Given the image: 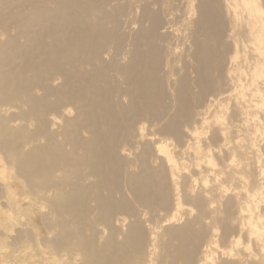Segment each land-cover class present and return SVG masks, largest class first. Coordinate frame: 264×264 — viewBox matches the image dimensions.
Returning a JSON list of instances; mask_svg holds the SVG:
<instances>
[{
	"label": "rangeland",
	"instance_id": "obj_1",
	"mask_svg": "<svg viewBox=\"0 0 264 264\" xmlns=\"http://www.w3.org/2000/svg\"><path fill=\"white\" fill-rule=\"evenodd\" d=\"M136 1L134 11L141 5ZM125 5L126 0H93L91 7L89 0H0L3 72L14 87L22 86L15 76L22 73L33 96L28 103L12 99L9 107L0 100L6 113L0 115V132L9 127L0 136V264H182L180 236L167 233L193 221L194 199L205 185L193 163L190 128L202 133L201 145L211 147L219 168L238 148V157L250 164V186H258L264 198V101L233 104L234 95L250 94L228 82L233 51L224 54L220 46L218 60L227 63L221 69L213 61L207 91L200 92L193 77L189 90H180L191 62L190 42L164 30L156 38L141 37L140 12L132 23ZM70 40L79 46L72 48ZM152 46L158 56L141 65L134 61L133 53H149ZM28 63L35 70L25 69ZM131 67H139L132 77ZM221 92L229 108L216 121L215 110L203 113ZM156 141L168 143L181 170L162 163ZM4 144L20 145L25 153L39 147L62 153L70 164L68 181L58 172L46 179L26 177ZM225 199L215 197L210 211L220 213L207 223H191L186 255L192 264L232 261L224 251L237 237L230 226L235 214L223 212ZM174 213L181 219L165 225ZM138 222L142 235L132 228ZM233 262L252 264L246 256Z\"/></svg>",
	"mask_w": 264,
	"mask_h": 264
},
{
	"label": "bare ground",
	"instance_id": "obj_2",
	"mask_svg": "<svg viewBox=\"0 0 264 264\" xmlns=\"http://www.w3.org/2000/svg\"><path fill=\"white\" fill-rule=\"evenodd\" d=\"M89 1L91 7L93 0ZM126 1L130 6L129 17L133 16L132 23H134L136 13L140 12L139 34L141 37L144 38L150 34L156 38L164 32L181 42H185V40L190 42V48H193L188 54L191 62L187 63L186 76L179 80L180 90H189L188 83L192 77L200 92L209 89L208 80L213 69V61L218 60L221 53L220 46H222L224 54L229 51L234 53L232 59L228 60L232 65V68L228 70L230 78L228 82H233L242 88H248L250 91L248 98L247 95L236 96L230 92L234 95L233 104L238 106L245 102L251 105L253 102L264 101V0H141V5H138L140 9L136 11L132 10L131 6L136 5L138 1ZM128 5L123 6V9L125 10ZM167 6H171L170 11L165 8ZM58 13L61 11L58 10ZM58 17L61 18L62 22L65 19V16ZM162 30L164 31L161 32ZM83 36L86 40L91 39L89 30H86ZM69 45L75 48L79 46V41L70 40ZM133 54L134 61L141 65L146 57L158 56V49L156 46H152L149 53L135 52ZM226 63L227 61L222 57L218 60L217 65L222 69ZM3 67L4 65L0 63V100L7 102L4 106L9 107L10 103L8 102L12 99H19V97H24L25 103L32 102L33 96L30 93V85L28 81L23 80L22 73L15 74L20 79L17 84L22 83V86L14 87L8 83L9 79L3 72ZM26 68L35 70L33 63L26 64ZM137 69L136 67L129 68V76H134ZM139 86L145 87V84ZM13 88L18 92H12ZM223 95L224 92H221L211 98L204 113H202L205 115L215 110L213 118L216 121L221 120L222 116L219 113L226 112L229 108L227 104L229 102L226 103ZM7 110L8 108L5 109L6 112ZM1 111L0 115H3L4 112L2 114ZM7 128L9 127L2 126L0 136L5 137L8 134ZM186 132L196 140L192 151L193 163L195 168L202 170L204 176L201 179L205 183L204 189L198 192L194 199L196 213L193 221H191H197L202 225L207 223L208 219L220 213L218 210L210 211L215 197L226 198L223 203V212L228 215L235 214L231 218L230 226H234L232 232L237 237L232 240L233 247L224 251L226 257L232 261H226L224 264H237L233 260L238 256H246L252 264H264V198L258 186V188L250 186L249 162L238 157L235 152L238 148H235L233 149L234 152L228 153V163L225 168H219L211 147L201 145L202 133L196 128H190ZM225 139V133H223V140ZM21 148L20 145L4 144L2 146V150L10 157L17 170L22 174L24 173L26 177L33 179L41 176L42 179H46L52 173L58 172L63 182L68 181L64 176L70 170V164L62 153L58 155L54 152L45 151L41 147L25 153L21 151ZM58 150L61 152V149ZM155 150L157 156L162 159V163L166 164L171 171L182 169L177 155L170 151L167 142L156 141ZM38 157L41 158L39 162L36 161ZM208 181L210 184H206ZM179 207L180 203L178 202L174 209L176 213L179 212ZM176 213L166 219L165 225L181 219ZM192 222H185L184 225L175 227L170 233H167L169 238L175 234L180 236L178 246L181 251L179 258L182 259V264H192L186 255L190 241L187 234L193 233ZM139 224L141 223L134 224L132 228H134L133 231L142 235L143 226L140 227ZM242 235L247 237V242L242 240ZM239 245H243L246 250L250 251V254L244 256L242 251L238 250ZM172 260L177 262L178 257L173 255Z\"/></svg>",
	"mask_w": 264,
	"mask_h": 264
}]
</instances>
